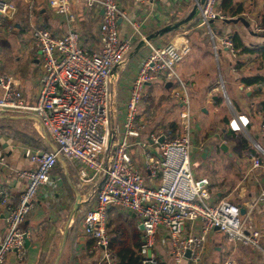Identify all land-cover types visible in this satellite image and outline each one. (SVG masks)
<instances>
[{
  "label": "crops",
  "instance_id": "1",
  "mask_svg": "<svg viewBox=\"0 0 264 264\" xmlns=\"http://www.w3.org/2000/svg\"><path fill=\"white\" fill-rule=\"evenodd\" d=\"M10 1L16 6V15L13 17L14 21L6 22L10 23L11 28L4 34L13 32L0 38V76L9 78L12 85L21 90L30 103L35 100L39 91L43 73L39 52L30 34L32 27L49 29L58 35L68 29H75L79 33L82 47L89 53L97 52L101 48L99 24L102 11L86 8L83 1L79 0L72 4L76 20L69 23L65 16L49 7L47 0H33L31 10L24 0ZM117 2L127 18L140 22L142 30L147 36H151L152 42L160 44L172 38L187 42L189 51L177 64L176 71L189 98L192 173L196 178L208 179L207 188L211 200L227 199L237 204L244 209L242 214L250 217L262 234L259 247L239 246L229 242L221 232L214 229L207 234L197 260L187 257L177 262L171 255L167 232H158L155 254L159 263L225 264L230 259L233 264H264V197L258 199L264 187V165L259 168L251 166V155L258 154L254 144H259L264 150L260 113L264 84L259 87L245 85L241 81L243 76L255 73L264 75V66L259 68L252 54H240L236 51L233 55L219 44L220 38H231L233 34H237L248 47L264 44V31L257 32L255 29L256 26L264 28V0H234L241 7V12L232 19L242 20L211 21L214 42L206 27H194L198 21L197 12L191 19L180 23L190 17L195 0ZM172 25L176 28L164 31V28ZM129 32L130 25L125 20L121 21L120 35L126 36ZM138 44L139 42L133 44L122 66L113 69L110 76V87L114 92L108 115L110 150L125 132L124 108L129 83L146 52L142 47L136 50ZM178 85L177 81L163 79L149 83L134 120V129L138 134L126 137L128 153L146 185H157L159 180V174L145 165V155L153 160H158L160 155L159 146L152 141L150 134L161 131L169 133L164 131L166 127H162L172 122L181 131L180 111L183 105ZM153 99H164L163 102L169 101L174 105L169 106L170 108L165 106L161 115L166 120L162 124L160 119L164 117L160 115L156 120L154 118L155 112L151 106ZM234 113L248 117L246 133L229 128L228 121ZM151 115L154 120L149 124L147 118ZM44 134L41 123L33 115L0 112V153L3 157L0 164V189L8 188L12 203L17 202L23 183L14 175V171L35 167L25 156V150H53L50 142L44 143ZM242 134L250 135L251 144L247 143ZM102 160L103 163L106 162L105 158ZM79 167L78 163L62 156L58 158L50 181L39 187L30 212L21 223V228L28 232L22 257L19 258L16 252L10 251L5 256V264H54L62 231L78 194L80 204L75 218L68 226L56 264H107L103 250L95 247L93 239L82 232L85 212L96 205L89 195L90 189L99 178L83 181L78 173ZM4 225V209L0 204V231L4 230ZM198 230V222L189 223L185 227L187 234H195ZM106 232L109 251L115 262V254L119 249H128L138 254L141 227L133 212L109 204L106 208Z\"/></svg>",
  "mask_w": 264,
  "mask_h": 264
},
{
  "label": "built area",
  "instance_id": "2",
  "mask_svg": "<svg viewBox=\"0 0 264 264\" xmlns=\"http://www.w3.org/2000/svg\"><path fill=\"white\" fill-rule=\"evenodd\" d=\"M79 0H47L48 5L67 22L76 20L72 4ZM86 8L101 9L99 38L101 48L87 52L80 43L77 30L68 29L55 34L49 29L32 27L31 38L38 49L42 76L40 88L33 102L15 88L9 78L0 76V112H24L38 118L44 131V143L53 141L57 151L44 148H27L25 156L34 168L16 169L14 175L23 183L18 200H9L7 187L0 189V204L4 209V230L0 231V264H5L8 252L19 258L25 250L28 232L21 223L29 214L40 186L50 181L51 172L59 156L80 165L78 173L83 181L98 177L90 189L96 205L82 218V232L93 239L94 246L103 250L107 264H116L109 251L106 232V208L109 204L133 212L141 227L138 255L139 264H159L155 254L156 234L166 231L171 255L179 262L186 257L199 258L207 234L216 229L225 238L239 246L259 247L262 234L250 217L240 212V207L227 200H211L207 178H196L190 165L191 119L189 98L176 71L177 64L188 53L186 41H169L156 44L141 28L140 22L127 18L117 0H81ZM151 3L153 0H136ZM198 21L194 27L210 29L213 20L223 21L227 16L219 0H195ZM28 9L33 0H24ZM16 6L10 0H0V34L9 32ZM130 25L126 36L120 35V22ZM257 32L264 28L255 27ZM146 49L139 67L130 80L125 102L124 135L112 150L109 147L108 126L110 104L114 95L110 87L113 69L122 66L126 55L136 42ZM219 44L235 55L230 37H222ZM216 51V44H213ZM177 81L183 109L180 111L181 132L171 137L167 132L152 133L150 138L159 146L158 160L145 155V165L158 173L157 185H146L137 171L127 149L126 137L136 136L134 120L149 83L156 80ZM178 93V92H177ZM249 119L234 113L228 121L232 131L246 133ZM264 132V122L261 124ZM255 143V142H254ZM258 154L251 155L252 168L264 165V150L254 144ZM103 158L106 162L103 163ZM3 157L0 153V164ZM264 197V187L258 199ZM199 223L195 234H187L185 227ZM225 264H233L227 259Z\"/></svg>",
  "mask_w": 264,
  "mask_h": 264
},
{
  "label": "trees",
  "instance_id": "3",
  "mask_svg": "<svg viewBox=\"0 0 264 264\" xmlns=\"http://www.w3.org/2000/svg\"><path fill=\"white\" fill-rule=\"evenodd\" d=\"M220 7L224 10L227 19L237 16L241 12V7L235 4L234 0H220ZM231 41L233 42V45L238 53L252 54L254 55L255 61L258 62L259 68L264 66L262 65L264 63V44L248 47L241 42L237 34L231 35ZM241 81L245 85H257L260 87L264 84V75L261 73H255L252 75L243 76ZM260 113L262 116V121L264 122V100L260 102ZM164 131H168L172 137H175L180 133L179 126L174 122L167 125ZM115 255L117 257L116 264H139V255L134 251L128 249H119Z\"/></svg>",
  "mask_w": 264,
  "mask_h": 264
},
{
  "label": "water",
  "instance_id": "4",
  "mask_svg": "<svg viewBox=\"0 0 264 264\" xmlns=\"http://www.w3.org/2000/svg\"><path fill=\"white\" fill-rule=\"evenodd\" d=\"M198 1L201 3L203 0H198ZM196 12H197V6L195 5L194 8H193V10H192V12H191V14H190V17H188L186 20H184L183 22H180V23H184V22H186L187 20L191 19V18L196 14ZM238 19H239V20H242L241 18H235V19L230 18V19H226V21H236V20H238ZM175 28H176L175 25L167 26L166 28H164V31H166V30H172V29H175ZM150 37H151V36H148L147 39H150ZM142 44H143V41L139 42V44L137 45V49H136V50H138ZM34 117H35V116H34ZM35 118H36V117H35ZM36 119H38V118H36ZM38 120H39V119H38ZM39 122H40V120H39ZM40 123H41V122H40ZM50 144H51L52 147H53V151H57V148H56L54 142L50 140ZM59 157H60V156H59ZM79 204H80V195L78 194V195H77V198H76V201L74 202V204H73V206H72V209H71V211H70L69 218H68V220H67V222H66V225H65V227H64V229H63V231H62V234H61V241H60V246H59V250H58L57 258H56L54 264L57 263L58 257H59V255H60V251H61V249H62V247H63V244H64V242H65V239H66V234H67V231H68V226L71 224V222H72L73 219L75 218V216H76V211H77V208H78ZM240 212H241V213H244V209H243V208H240ZM186 257H189V251L186 252Z\"/></svg>",
  "mask_w": 264,
  "mask_h": 264
},
{
  "label": "rangeland",
  "instance_id": "5",
  "mask_svg": "<svg viewBox=\"0 0 264 264\" xmlns=\"http://www.w3.org/2000/svg\"><path fill=\"white\" fill-rule=\"evenodd\" d=\"M16 12V11H15ZM15 12H14V14L12 15V19H10L11 21H14L15 19H13V17L16 15L15 14ZM9 20V21H10ZM17 20V19H16ZM13 32V31H12ZM11 32V33H12ZM11 33H8L7 35H10ZM6 34H3V33H1L0 34V38H3L4 36H7ZM235 48V47H234ZM235 51H236V49H235ZM167 94L168 93H166V96H167ZM156 96H158V95H156ZM158 97H160V96H158ZM167 97H169V94H168V96ZM164 101V99H162V100H160V99H158V100H156V101H154V99H153V101H152V103H151V106H152V109L154 110V112H155V120L157 119V117L159 118L160 117V115H161V113L162 112H164V109L167 107H174V105L171 103V102H169V101H165V102H163ZM166 106V107H165ZM169 107V108H170ZM174 109V108H173ZM172 109V110H173ZM174 112V111H173ZM153 115H151L149 118H147L148 120V123L149 124H151V121H153L154 120V118L152 117ZM152 117V118H151ZM161 117H164L163 115H161ZM152 119V120H151ZM161 121H160V123L162 124V123H164L163 121L164 120H166L165 119V117L164 118H162V119H160ZM160 124V125H161ZM166 126H163L162 128L164 129ZM158 129H160L159 127H158ZM179 132H181V131H179ZM242 136L245 138V140L247 141V143H249V144H251L250 143V135L249 134H242Z\"/></svg>",
  "mask_w": 264,
  "mask_h": 264
}]
</instances>
